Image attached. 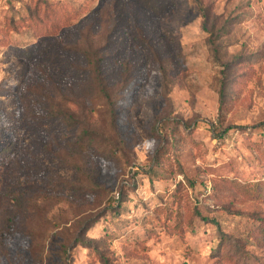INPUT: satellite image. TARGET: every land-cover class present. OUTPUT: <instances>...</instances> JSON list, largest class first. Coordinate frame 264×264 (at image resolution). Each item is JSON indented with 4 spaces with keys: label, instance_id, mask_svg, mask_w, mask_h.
Instances as JSON below:
<instances>
[{
    "label": "rangeland",
    "instance_id": "1",
    "mask_svg": "<svg viewBox=\"0 0 264 264\" xmlns=\"http://www.w3.org/2000/svg\"><path fill=\"white\" fill-rule=\"evenodd\" d=\"M58 2L94 13L89 34L80 23L49 41L95 43L110 107L67 76L47 82L62 61L13 51L36 36L7 24ZM201 2L0 0V151L13 149L0 156V264H264V195L228 184L264 181V0ZM58 102L72 127L92 124L91 144L42 118Z\"/></svg>",
    "mask_w": 264,
    "mask_h": 264
},
{
    "label": "trees",
    "instance_id": "2",
    "mask_svg": "<svg viewBox=\"0 0 264 264\" xmlns=\"http://www.w3.org/2000/svg\"><path fill=\"white\" fill-rule=\"evenodd\" d=\"M150 0H140L141 4L148 5L153 10H157V7L155 5L149 4ZM198 4H202L201 0H197ZM201 8V12L203 14V17L206 18V7L199 6ZM87 14L94 15L91 11H88V13L84 12V9L82 7L72 8L71 10L67 7V5H63L61 3H46L45 6L42 8L35 7L33 10H29L28 16L23 17V19H20L18 22L21 25H15V23L11 22L9 25V28H19L20 26L29 27L31 25V29L36 36V42L30 46V48H21L17 46H13V51L17 52V56H24L28 59H30L34 54L43 55L46 58H51L55 60V62H60L65 65H67V74L59 76L54 72H50L44 75V79L47 80L52 86L55 85V89L59 87V83H65L67 82V86H69L68 78H70L74 82H78V84H85L86 88L89 90L88 97L89 96H97L104 100L107 105L110 107L112 104L111 97L112 92L110 90V87L112 86L109 84V79L107 77V73H103V64H104V57L103 55L97 51L95 47V43L92 41L90 45L88 46V50H80L76 47H70L66 46V44L59 42H50V39H53L57 34H60L62 30H64L67 27H73L77 24L81 25L83 24L84 28L88 29L89 31V24L93 23V20L90 19V15L86 16ZM86 16V17H85ZM112 17L114 20H112V27L110 29V33L116 29L120 25V21L124 22V18H120V15L116 13L114 10ZM93 25V24H92ZM134 25V24H133ZM83 28L80 29L79 32L82 31ZM137 31H140L139 29ZM86 33V34H87ZM65 45V46H64ZM61 53V54H58ZM74 52L75 57H79V60H82V64H74L72 60H68L70 53ZM46 54H48L46 56ZM71 57V56H70ZM68 78H64V77ZM79 86V85H77ZM222 96V95H221ZM47 98L45 95H41V98ZM54 99V98H51ZM53 102V101H51ZM80 107L82 110L87 111V113L92 112L91 109L86 107L84 104ZM109 109V108H108ZM45 114L49 115H43L42 118L44 120H47L48 122L55 121L58 126H60L64 130H73L74 133L71 134L72 137H74L75 142L74 143H80V141L76 135L77 130L80 129L81 134V141L86 144H91L94 141V137L97 136L94 132L93 126L90 123H81L80 121L74 125V127L71 126V124L64 118L66 116L69 117V119L72 118V114H74V111H71L64 107L62 102L54 103L53 105H50V108L48 110L44 109L43 111ZM87 118V116H86ZM84 118V119H86ZM63 119V120H62ZM90 120V119H89ZM91 121V120H90ZM89 122V121H88ZM110 126L112 127V130L114 132L115 130V116L113 111L110 109V117H109ZM59 127V128H60ZM225 130L224 132H226ZM223 132H219V136H223ZM81 144V143H80ZM13 145V144H12ZM98 145V144H96ZM10 146V145H9ZM7 146L5 149L0 151V156H3L6 154V152H10L12 149ZM14 148V145H13ZM6 151V152H5ZM229 185H233L237 190H239L241 193H244L249 198L258 199L264 195V181L257 182L254 187H249L246 184L238 183L233 180H228ZM252 189V191H251Z\"/></svg>",
    "mask_w": 264,
    "mask_h": 264
}]
</instances>
